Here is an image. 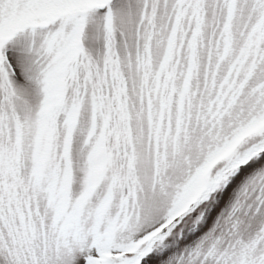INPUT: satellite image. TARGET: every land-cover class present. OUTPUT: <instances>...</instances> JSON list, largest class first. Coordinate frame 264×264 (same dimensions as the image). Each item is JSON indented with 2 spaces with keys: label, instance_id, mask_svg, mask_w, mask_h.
Segmentation results:
<instances>
[{
  "label": "snow or ice",
  "instance_id": "snow-or-ice-1",
  "mask_svg": "<svg viewBox=\"0 0 264 264\" xmlns=\"http://www.w3.org/2000/svg\"><path fill=\"white\" fill-rule=\"evenodd\" d=\"M0 264H264V0H0Z\"/></svg>",
  "mask_w": 264,
  "mask_h": 264
}]
</instances>
